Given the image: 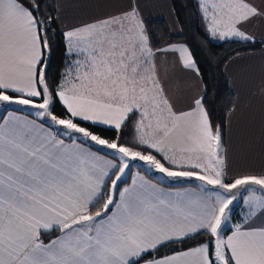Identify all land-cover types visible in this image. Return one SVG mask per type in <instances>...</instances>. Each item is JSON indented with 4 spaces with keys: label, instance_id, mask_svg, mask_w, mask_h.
I'll list each match as a JSON object with an SVG mask.
<instances>
[{
    "label": "snow or ice",
    "instance_id": "1",
    "mask_svg": "<svg viewBox=\"0 0 264 264\" xmlns=\"http://www.w3.org/2000/svg\"><path fill=\"white\" fill-rule=\"evenodd\" d=\"M198 3L212 37L254 41L240 25L264 17V8L252 0ZM42 6L0 0V105L30 106L38 118L9 111L0 123V264H264V222H256L264 217V174L229 178L222 129H213L203 96L177 111L161 81L164 53L199 76L190 49H154L134 0L62 32L71 63L52 86L43 59L51 21ZM80 121L119 134L105 139ZM130 122L132 141L121 143ZM136 160L170 180L200 184L166 191L139 173L129 184L126 170ZM238 197L247 216L228 235ZM200 235L208 239L159 255Z\"/></svg>",
    "mask_w": 264,
    "mask_h": 264
},
{
    "label": "crops",
    "instance_id": "2",
    "mask_svg": "<svg viewBox=\"0 0 264 264\" xmlns=\"http://www.w3.org/2000/svg\"><path fill=\"white\" fill-rule=\"evenodd\" d=\"M133 2L134 0H58L57 21L64 32L74 26L116 15L127 10ZM135 2L139 4L144 21L148 18H167L172 24L171 30L178 34L179 24L175 22L176 13L170 0H135ZM252 2L257 7L264 8V0H252ZM240 27L255 39L264 41V17L253 18ZM158 65L163 86L177 111L188 110L193 106L194 99L204 95L205 87L200 74L197 76L194 72L185 70L176 54H161ZM225 73L236 97L235 106L228 117L226 143H222L223 152L226 153L229 178L238 174H264V48L258 52L233 57L227 63ZM9 111H14L20 117L38 119L34 114L17 108L0 107V116L4 113L3 118L7 117ZM0 123H3V119ZM64 139L69 142L68 138L64 137ZM99 154L117 160L101 152ZM144 171L133 169L131 180L139 173L140 176L158 184L166 191H184L196 187V184L183 186L169 184L151 175L155 180L148 177L149 173ZM246 216L247 214L245 216L239 214L234 218V224L224 229V232L230 235L234 227L242 223ZM256 222L258 224L264 222V217H257Z\"/></svg>",
    "mask_w": 264,
    "mask_h": 264
},
{
    "label": "trees",
    "instance_id": "3",
    "mask_svg": "<svg viewBox=\"0 0 264 264\" xmlns=\"http://www.w3.org/2000/svg\"><path fill=\"white\" fill-rule=\"evenodd\" d=\"M57 1L43 0L41 8L44 16L48 17L51 21L48 24V28L51 30L48 32V37L51 41L50 55L48 50H44L43 59L46 65V76L52 86L60 82L62 74L66 71L67 67L66 43L62 36L63 31L57 21ZM171 2L182 27V32L180 35L174 36L171 34L170 28L164 20L148 18L145 21V25L150 34L152 46L156 49L163 48L169 44H184L190 49L205 87L203 95L204 107L208 112L213 129L215 130L216 126L222 129V143L225 144L228 117L236 102V97L231 90L229 79L225 73V67L235 56L261 51L264 48V41L260 39H254V41L227 39L216 42L211 38V34L206 29V21L203 19L198 0H171ZM62 111L63 109L57 105L56 113L59 114ZM3 117L4 113L0 116V121ZM80 123L82 126L90 127L95 134L105 139L115 140L119 134L111 127L98 124L90 125L89 122L84 121H80ZM133 126L134 122H130L128 128L124 130L121 143H130L132 141L134 135ZM92 148L112 158L114 157L101 149ZM140 170L144 171L143 169ZM147 176L155 179L149 174ZM124 180L129 183L131 173ZM183 185H192V183L177 186ZM120 186L123 187L125 185L122 183ZM207 239L206 235L197 236L195 239H187L183 243L161 248L159 255L164 256L172 254L175 251L188 249Z\"/></svg>",
    "mask_w": 264,
    "mask_h": 264
},
{
    "label": "rangeland",
    "instance_id": "4",
    "mask_svg": "<svg viewBox=\"0 0 264 264\" xmlns=\"http://www.w3.org/2000/svg\"><path fill=\"white\" fill-rule=\"evenodd\" d=\"M171 4H172V2H171ZM172 7H173V4H172ZM173 10H174V8H173ZM153 19L154 20H164L165 23L170 28L171 34L174 35V36L175 35H179L182 32V27L180 26V22H179V19H178L177 15H176L175 22L177 23V25L179 24V26H180V27L178 26V34H176L177 33L176 31H175L176 33H174V31L171 30L172 24L169 22V20L167 18H160V19L153 18ZM211 38L214 41H216V42L227 40V39H229V40L239 39V38L220 39L218 36L217 37H212L211 36ZM69 62L71 63V60H70L69 56H67V59H66L67 66L70 64ZM0 107L1 108H17V110H22V111L29 112V113H32V114H34L35 111H36L35 109L31 108L30 106H22V105H16V104H3V105H0ZM88 144H90L93 147L99 148V149L107 152L108 154L113 155L114 158H117V154L113 150L107 149V148L102 147V146H97L95 144H91V142H89ZM117 160H118V158H117ZM134 168L135 169L136 168L143 169L147 173H149L150 175L154 176L155 178H157V179H159V180H161L163 182H167L169 184H174V185L189 184V183L196 184V185L200 184V182L195 180L194 178L192 180H187V179H184V178H180V179L175 180V181L170 180L169 178L164 177L162 174H160L159 172L155 171L154 169H150L149 166L145 162L139 161V160L130 161L129 162V168L126 170V175H125L124 179L128 178V176L130 175V173L132 172V170ZM244 206H245V204H244L243 199L238 197L237 200L234 202V204L232 206H230L231 209H232L230 214H229L230 218H229V221L227 222V224L224 225V229L228 228V226H232L234 224V218H237L239 214H241L243 216H245V214H247V210H246V206L247 205L245 206V209H243Z\"/></svg>",
    "mask_w": 264,
    "mask_h": 264
}]
</instances>
